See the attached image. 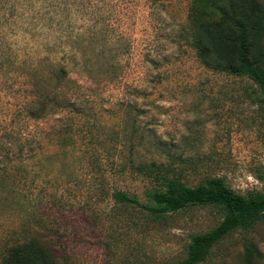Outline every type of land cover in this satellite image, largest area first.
<instances>
[{"label": "rangeland", "instance_id": "rangeland-1", "mask_svg": "<svg viewBox=\"0 0 264 264\" xmlns=\"http://www.w3.org/2000/svg\"><path fill=\"white\" fill-rule=\"evenodd\" d=\"M37 1L3 27L19 66H0V142L10 144L11 119L44 86L75 106L29 120L25 167L16 160L0 167V260L5 246L25 238L37 239L56 264L184 260L191 237L220 224V210L157 217L113 193L147 203L146 192L160 187L141 171L152 165L191 187L220 177L242 195L264 192L257 85L197 58L183 38L190 0H102L122 36L109 46L84 34L97 20L96 0H39L54 3L48 8ZM63 65L69 74L59 82ZM250 246L261 253L254 263L264 264V220L226 236L201 264H246Z\"/></svg>", "mask_w": 264, "mask_h": 264}, {"label": "trees", "instance_id": "trees-1", "mask_svg": "<svg viewBox=\"0 0 264 264\" xmlns=\"http://www.w3.org/2000/svg\"><path fill=\"white\" fill-rule=\"evenodd\" d=\"M37 0H0V66L9 70L19 66L12 47L6 41L7 32L4 24L13 22L19 17L21 8H31ZM45 8L46 1H37ZM36 3V4H37ZM102 0H96L91 13L97 20L89 30L84 32L88 38L98 41L102 46L122 36H117L110 25V19L104 16ZM39 5V8L43 7ZM47 6V7H46ZM116 6L113 5L112 8ZM112 13H116L113 12ZM111 32V33H109ZM184 39L192 48L197 58L210 70L247 77L253 81L264 104V2L262 0H190L187 24L183 29ZM73 34H71L72 36ZM103 55V53H101ZM87 62L84 63L86 65ZM87 67V65H86ZM69 72L63 65L58 75L59 82L66 79ZM44 86L36 100L29 106L22 107L11 119L15 125L9 134V145L0 142V167L6 168L8 162H20L25 167V154L32 151L24 129L29 120L41 121L47 118L52 110L66 111L73 107L71 100L59 98L58 88ZM51 91H54L51 93ZM75 106V105H74ZM59 121H62L59 119ZM67 130L60 131L57 140L66 137ZM11 153V154H10ZM147 170L159 184L158 190L147 191V203H141L137 196L115 191L113 198L117 203L140 207L154 216L161 217L167 213L177 212L189 207H211L223 213V219L212 230L191 237L187 257L175 264H201L208 258L211 250L226 236L238 230H248L257 222L264 220V192L242 195L232 189L223 178L210 177L195 187L183 183L176 176L163 173L152 165ZM246 264H255L256 251L253 246L247 247ZM0 264H56L49 252L35 238L17 239L5 246Z\"/></svg>", "mask_w": 264, "mask_h": 264}]
</instances>
